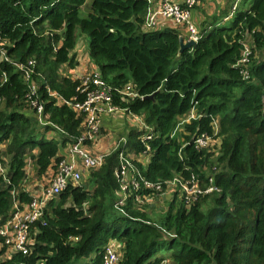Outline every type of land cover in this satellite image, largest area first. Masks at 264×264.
<instances>
[{
  "label": "trees",
  "instance_id": "16d2710c",
  "mask_svg": "<svg viewBox=\"0 0 264 264\" xmlns=\"http://www.w3.org/2000/svg\"><path fill=\"white\" fill-rule=\"evenodd\" d=\"M151 4L0 0V224L15 201L31 200L28 162L33 178L47 177L80 134L82 115L59 102L84 98L80 78L61 73L78 65V44L117 108L100 122L120 114L123 132L84 180L46 203L26 251L0 264H103L111 242L115 264H264V0H239L225 21L203 18L181 53L184 25L144 28ZM31 84L63 132L39 123ZM151 198L165 209L157 218Z\"/></svg>",
  "mask_w": 264,
  "mask_h": 264
},
{
  "label": "built area",
  "instance_id": "2783aa9c",
  "mask_svg": "<svg viewBox=\"0 0 264 264\" xmlns=\"http://www.w3.org/2000/svg\"><path fill=\"white\" fill-rule=\"evenodd\" d=\"M147 1L149 3L152 2V0ZM157 1L158 7L155 10L152 11L148 8L144 20V28L153 29L155 20L163 17L172 20L175 24L184 25L188 33V39L192 38L196 41L199 38L197 25L192 20L190 21V8L197 4V0H183L180 3H177L175 0ZM246 49L247 48H245L243 52L242 61L247 60L246 56L248 52ZM29 90L31 95L30 104L35 109L39 123L45 126H54L52 123L46 121V118L42 114L43 107L37 98L36 85L31 84ZM76 91L84 96L82 101L77 100L76 96L74 101L59 99V102L71 106L78 114L82 115L83 121L81 123L80 134L76 138L75 143L66 148L65 157H61L54 171L47 175V177L50 178V184L48 188H45L47 189L46 193L39 196V198L31 195V200L25 204L18 205V201H15L10 216L0 224V238L2 239L0 244L6 247L4 253H8V256L5 258H10L12 254L17 251H26L27 245L31 242L29 234L30 226L42 217L46 203L64 189L69 182L73 184L80 182L83 172L89 168L100 165L104 154L107 152L104 150V152L92 151L89 147L87 148V144L96 143L102 125L99 117L103 114L113 113L117 109L112 104L110 86L105 83L97 71H91L83 78H80V83ZM47 92L51 96L56 95L51 92L50 89H48ZM190 117H193V114H191ZM54 128L55 130L63 132L58 127L54 126ZM208 141V138L203 137H199L196 140V142L202 146L206 145ZM0 170L2 171L1 168ZM120 173L122 175L125 174L123 167H121ZM116 174H119V169ZM120 182L121 192L125 194L127 182L123 179H120ZM150 186L152 185H148L147 187ZM157 188L161 190L160 187ZM181 188L188 195L200 192L195 185L188 186L183 183ZM211 189L212 188H208L206 191ZM25 190H27V187ZM120 202H123V198ZM118 246L119 244L116 245L111 242L106 247L103 264H115L117 261L116 248Z\"/></svg>",
  "mask_w": 264,
  "mask_h": 264
},
{
  "label": "rangeland",
  "instance_id": "374dc122",
  "mask_svg": "<svg viewBox=\"0 0 264 264\" xmlns=\"http://www.w3.org/2000/svg\"><path fill=\"white\" fill-rule=\"evenodd\" d=\"M220 1L221 0H214L212 1V5H216L220 3ZM73 52L75 54V58L78 60V65L75 66L74 68H66L63 66L61 73L63 75H68L74 78H83L85 75L89 74L94 68L90 61H86V58H88V56L85 47L83 48V45L78 44ZM119 116L120 114H115L111 118H106L107 120H104L103 118L101 130L96 139V143L95 144L88 143L87 148L89 147L92 151H95L94 148L97 146V148L99 149L98 151L101 152L104 151L108 152L111 149H113L115 147L116 141L118 140L117 137L123 133L122 131L117 129V127H115V122L119 118ZM46 134L47 136H52V134H49V132ZM146 137L148 139L150 138V136H145V138ZM31 169L32 168L29 166V171ZM34 180H36L37 184L31 185L34 182ZM81 180H84V176L81 178ZM28 184L31 186H29ZM49 184H50L49 177H44L43 179H36L31 176L28 179L27 190L29 194H31L32 196L39 198V196H42L46 193L47 189L45 188H48ZM164 196H166V194ZM157 201L158 199L154 200L153 198L148 200V202H151V206L149 207L148 211L151 213L152 216L156 218L161 216L165 210L163 209V207L160 206L163 203L161 201L159 202ZM7 248L10 249L9 247ZM6 256H8V253L1 252V244H0V260L8 259L5 258Z\"/></svg>",
  "mask_w": 264,
  "mask_h": 264
},
{
  "label": "crops",
  "instance_id": "0c3cea01",
  "mask_svg": "<svg viewBox=\"0 0 264 264\" xmlns=\"http://www.w3.org/2000/svg\"><path fill=\"white\" fill-rule=\"evenodd\" d=\"M177 3L182 2L183 0H175ZM212 1L214 0H197V4L193 7L190 8V21L192 20L196 25L202 23L203 18H208L211 15H217L220 14V16L223 15V17H221V19L223 21L229 19L231 13H232V9H234L239 0H221L220 3L216 4V5H212ZM227 1H232L231 6L227 8V10L225 11L226 14H224L225 12H221V10L224 8V6L226 5ZM152 4L150 5V9L153 11L158 7V1L157 0H152L151 2ZM174 25L172 20L167 19V18H157L155 20L154 23V27L153 29H163L166 28L168 26H172ZM187 40V39H186ZM86 61H88V58H86ZM104 120H107L106 117H104ZM102 124V123H101ZM121 130V129H119ZM95 151H98L99 149L97 148V146L94 148ZM66 154V148L65 149H61L60 151V156L61 157H65ZM29 166L32 168L29 171ZM28 179L29 177L32 176L33 174V165L32 163L29 161L28 162ZM36 180H34V182L31 185H36ZM29 185V186H31ZM4 253V251H3Z\"/></svg>",
  "mask_w": 264,
  "mask_h": 264
},
{
  "label": "water",
  "instance_id": "95a60500",
  "mask_svg": "<svg viewBox=\"0 0 264 264\" xmlns=\"http://www.w3.org/2000/svg\"><path fill=\"white\" fill-rule=\"evenodd\" d=\"M194 43H195V41L192 38L184 40L183 36H180L179 37V50H178V52L181 53L185 48H189ZM152 96H153V94H150V95L145 96V98L146 97L151 98Z\"/></svg>",
  "mask_w": 264,
  "mask_h": 264
},
{
  "label": "clouds",
  "instance_id": "9594fccd",
  "mask_svg": "<svg viewBox=\"0 0 264 264\" xmlns=\"http://www.w3.org/2000/svg\"><path fill=\"white\" fill-rule=\"evenodd\" d=\"M188 39V38H187ZM74 78V77H73Z\"/></svg>",
  "mask_w": 264,
  "mask_h": 264
}]
</instances>
